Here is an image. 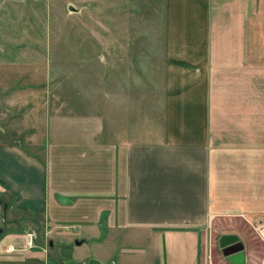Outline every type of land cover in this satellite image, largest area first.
Masks as SVG:
<instances>
[{"label":"crops","instance_id":"1","mask_svg":"<svg viewBox=\"0 0 264 264\" xmlns=\"http://www.w3.org/2000/svg\"><path fill=\"white\" fill-rule=\"evenodd\" d=\"M148 3L162 80L147 111L106 116L104 137L100 117L58 111L50 138L0 141L7 215L51 238L0 226V264H264V0Z\"/></svg>","mask_w":264,"mask_h":264},{"label":"rangeland","instance_id":"2","mask_svg":"<svg viewBox=\"0 0 264 264\" xmlns=\"http://www.w3.org/2000/svg\"><path fill=\"white\" fill-rule=\"evenodd\" d=\"M134 1L0 0V141L29 145L36 135L50 138L46 119L58 111L100 117L104 137L116 130L106 116L128 115L132 106L136 114L150 108L161 93L162 78L154 75L160 57L145 44L150 4ZM112 137L129 138L122 129ZM3 199L7 210L9 201ZM4 218L3 231L27 225L47 247L48 224L33 216L10 219L6 211ZM90 246H73L71 258L91 257ZM62 252L67 259L70 251Z\"/></svg>","mask_w":264,"mask_h":264},{"label":"water","instance_id":"3","mask_svg":"<svg viewBox=\"0 0 264 264\" xmlns=\"http://www.w3.org/2000/svg\"><path fill=\"white\" fill-rule=\"evenodd\" d=\"M67 10H69V11H76L77 9L72 8V6L68 5L67 6ZM5 211H6V202L4 201V199L2 197H0V220H1L2 223L5 222V218H4ZM75 243H79V241L78 240H75ZM86 264H99V263L95 259H89L86 262Z\"/></svg>","mask_w":264,"mask_h":264},{"label":"built area","instance_id":"4","mask_svg":"<svg viewBox=\"0 0 264 264\" xmlns=\"http://www.w3.org/2000/svg\"><path fill=\"white\" fill-rule=\"evenodd\" d=\"M254 229L259 234L260 239L264 242V226H262L261 223H257V224H255ZM30 240H31V238L28 235L27 236V241H30Z\"/></svg>","mask_w":264,"mask_h":264},{"label":"trees","instance_id":"5","mask_svg":"<svg viewBox=\"0 0 264 264\" xmlns=\"http://www.w3.org/2000/svg\"><path fill=\"white\" fill-rule=\"evenodd\" d=\"M63 250H64V249H63ZM63 250H62V251H63ZM67 250H68V249H67ZM62 253H64V252H62Z\"/></svg>","mask_w":264,"mask_h":264}]
</instances>
